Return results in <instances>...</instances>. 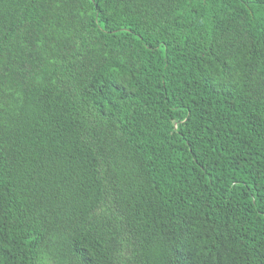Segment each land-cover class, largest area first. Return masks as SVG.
I'll use <instances>...</instances> for the list:
<instances>
[{
  "label": "trees",
  "instance_id": "1",
  "mask_svg": "<svg viewBox=\"0 0 264 264\" xmlns=\"http://www.w3.org/2000/svg\"><path fill=\"white\" fill-rule=\"evenodd\" d=\"M0 264H264V0H0Z\"/></svg>",
  "mask_w": 264,
  "mask_h": 264
}]
</instances>
